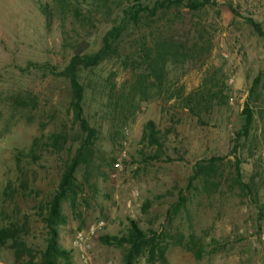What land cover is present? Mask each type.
Segmentation results:
<instances>
[{
	"label": "rangeland",
	"instance_id": "1",
	"mask_svg": "<svg viewBox=\"0 0 264 264\" xmlns=\"http://www.w3.org/2000/svg\"><path fill=\"white\" fill-rule=\"evenodd\" d=\"M189 1L130 22L118 52L80 74L85 117L98 133L76 174L77 194L63 203L58 243L71 264H83L72 250L76 234L100 221L91 264H124L127 247L101 239L127 236L131 221L159 248L136 264H264V37L248 21L264 32V0H213L199 11ZM67 3L0 0V228L23 229L37 261L45 207L86 135L73 119L69 80L27 66L63 70L74 55L97 52L137 0L100 10L97 0ZM150 122L161 149L144 137ZM199 165L213 166L212 175L196 177ZM11 244L0 247V264H17Z\"/></svg>",
	"mask_w": 264,
	"mask_h": 264
},
{
	"label": "trees",
	"instance_id": "2",
	"mask_svg": "<svg viewBox=\"0 0 264 264\" xmlns=\"http://www.w3.org/2000/svg\"><path fill=\"white\" fill-rule=\"evenodd\" d=\"M60 7H64L67 0H56ZM78 1V0H76ZM110 0H97L98 4L96 9L108 5ZM70 5V4H69ZM184 5V0H162L157 1L154 7L144 5L137 0V4L128 8L124 11L125 17L123 25L114 26L104 37L102 47L94 53L84 54V55H74L69 61L68 65L63 69L59 70L57 67L51 64H36L29 63L28 68H41L48 71L51 75L56 77H62L69 80L73 98L71 101V111L73 113V119L76 124L79 125L82 133L86 135L81 146L78 148L76 155L69 160L64 167V171L61 176L60 183L58 185L57 191L53 194L52 198L49 200L45 207V212L42 216L44 226L46 229V246L44 250L40 253V261H37L33 256V251L28 248L26 243L22 240L23 229L16 228V226L11 225L8 227L0 228V247L6 246L11 242V247L16 251L17 264H58L59 260L62 259L66 264H71V252L65 250L59 246V227L65 223V216L63 214V203L66 199L70 198L72 195H76L78 186L77 172L79 168L86 161V155L92 152V146L97 136V130L93 128L88 119L85 117V87L81 82L80 74L85 70H93L99 67L108 57L112 54L118 52V45L123 36L127 31L130 22L134 24L139 23L141 16L144 14L146 16H155L160 9H170L172 7H181ZM187 7L192 11H199L207 6H213L215 3L213 0H190ZM49 13H52L47 6L45 8ZM76 16H80L82 11L80 8H73ZM230 10L233 13H237L236 10L230 6ZM91 13V12H90ZM249 23L255 28L256 32L264 37V32L259 23L249 19ZM160 61L165 59V54H161L159 57ZM159 72V75H158ZM155 74L160 76L162 69ZM260 82V78L257 79V83ZM192 96H189L185 100L186 108L192 113L196 111V105L193 103ZM245 126L243 127V133L246 135L249 132V128L252 124L253 116L247 105L245 110ZM147 132L145 133V139L152 146H158L162 148L160 144V139L158 132L156 130L155 124L150 122L146 127ZM240 137L241 135L238 134ZM219 159L213 158L210 163L214 166ZM205 168L202 165L197 167L196 177L199 174L212 175L210 170L213 169ZM236 182L240 184L241 172L239 164L236 165ZM241 185V184H240ZM74 201V200H73ZM130 232L125 237H109L105 236L101 239V242L106 245L116 246V247H127L125 253L124 264H136V260L143 255L145 251H148L151 255L159 249L158 244L155 243V239L151 238L140 226L131 221ZM28 254L30 258L27 261H23L22 257ZM161 256L164 257V252H161Z\"/></svg>",
	"mask_w": 264,
	"mask_h": 264
},
{
	"label": "built area",
	"instance_id": "3",
	"mask_svg": "<svg viewBox=\"0 0 264 264\" xmlns=\"http://www.w3.org/2000/svg\"><path fill=\"white\" fill-rule=\"evenodd\" d=\"M126 156V151L123 157ZM116 168L121 167L120 160L115 164ZM106 227L104 221L93 223L86 231L78 232L72 243V250L78 255L79 260L83 264H91L93 261L94 242L98 238L101 231ZM107 264H112L111 262Z\"/></svg>",
	"mask_w": 264,
	"mask_h": 264
}]
</instances>
